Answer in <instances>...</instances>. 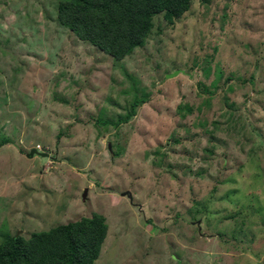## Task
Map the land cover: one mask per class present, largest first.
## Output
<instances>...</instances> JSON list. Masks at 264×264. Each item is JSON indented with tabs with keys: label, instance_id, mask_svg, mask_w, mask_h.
Instances as JSON below:
<instances>
[{
	"label": "rangeland",
	"instance_id": "374dc122",
	"mask_svg": "<svg viewBox=\"0 0 264 264\" xmlns=\"http://www.w3.org/2000/svg\"><path fill=\"white\" fill-rule=\"evenodd\" d=\"M60 1L0 0V242L98 213L94 264H264V0L159 14L122 60Z\"/></svg>",
	"mask_w": 264,
	"mask_h": 264
},
{
	"label": "trees",
	"instance_id": "16d2710c",
	"mask_svg": "<svg viewBox=\"0 0 264 264\" xmlns=\"http://www.w3.org/2000/svg\"><path fill=\"white\" fill-rule=\"evenodd\" d=\"M192 1L61 0L58 20L81 40L122 60L144 44L157 15L171 22L188 11ZM107 234L106 218L98 213L28 237L2 234L0 264H94Z\"/></svg>",
	"mask_w": 264,
	"mask_h": 264
},
{
	"label": "water",
	"instance_id": "95a60500",
	"mask_svg": "<svg viewBox=\"0 0 264 264\" xmlns=\"http://www.w3.org/2000/svg\"><path fill=\"white\" fill-rule=\"evenodd\" d=\"M176 75V73L174 74H171L169 75L168 77H174ZM34 154H38V155H41V156H45V157H48V154L47 153H40L38 152L36 149H33L29 154L28 156H34ZM122 195L124 196H128L129 199H131L132 201V194L130 193V191H127V192H124ZM87 196V190L84 191V194H83V197L86 198Z\"/></svg>",
	"mask_w": 264,
	"mask_h": 264
},
{
	"label": "built area",
	"instance_id": "2783aa9c",
	"mask_svg": "<svg viewBox=\"0 0 264 264\" xmlns=\"http://www.w3.org/2000/svg\"><path fill=\"white\" fill-rule=\"evenodd\" d=\"M40 148V147H39Z\"/></svg>",
	"mask_w": 264,
	"mask_h": 264
},
{
	"label": "clouds",
	"instance_id": "9594fccd",
	"mask_svg": "<svg viewBox=\"0 0 264 264\" xmlns=\"http://www.w3.org/2000/svg\"><path fill=\"white\" fill-rule=\"evenodd\" d=\"M39 152V151H38Z\"/></svg>",
	"mask_w": 264,
	"mask_h": 264
}]
</instances>
